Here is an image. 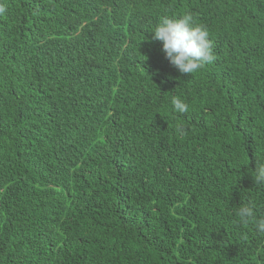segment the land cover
I'll return each instance as SVG.
<instances>
[{"label": "trees", "instance_id": "trees-1", "mask_svg": "<svg viewBox=\"0 0 264 264\" xmlns=\"http://www.w3.org/2000/svg\"><path fill=\"white\" fill-rule=\"evenodd\" d=\"M0 5V264H264V0ZM188 13L193 74L152 33Z\"/></svg>", "mask_w": 264, "mask_h": 264}, {"label": "clouds", "instance_id": "clouds-1", "mask_svg": "<svg viewBox=\"0 0 264 264\" xmlns=\"http://www.w3.org/2000/svg\"><path fill=\"white\" fill-rule=\"evenodd\" d=\"M4 11V6L0 5V13ZM152 33L154 39L162 41L166 57L181 73L193 74L216 59L206 26L196 24L190 13L175 18L164 17ZM172 106L178 113L188 111V105L179 98L172 100ZM177 132L181 136L186 134L182 127H178ZM254 172L255 184L264 185V160L257 164ZM237 215L247 223L255 218V211L251 206H242ZM256 228L264 232V219L256 221Z\"/></svg>", "mask_w": 264, "mask_h": 264}]
</instances>
